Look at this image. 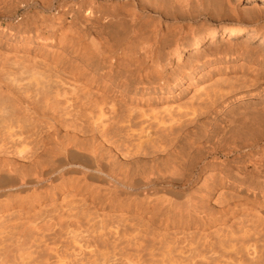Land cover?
<instances>
[{"label":"bare ground","instance_id":"bare-ground-1","mask_svg":"<svg viewBox=\"0 0 264 264\" xmlns=\"http://www.w3.org/2000/svg\"><path fill=\"white\" fill-rule=\"evenodd\" d=\"M227 4L0 0V264H264V15L195 28Z\"/></svg>","mask_w":264,"mask_h":264},{"label":"rangeland","instance_id":"rangeland-1","mask_svg":"<svg viewBox=\"0 0 264 264\" xmlns=\"http://www.w3.org/2000/svg\"><path fill=\"white\" fill-rule=\"evenodd\" d=\"M227 5L230 7V9L226 8L227 10H224V11H223V9H221V10H219L220 12L215 11L212 14V16L211 15L201 16L197 20V22L195 24V28L199 27V26H200L199 28L209 27V29L210 28L212 29L213 27H216V26H219L221 28L222 27L225 28V27H230L231 25H238L239 27H247V26H244L245 24H232V22L234 23L235 21L240 20L239 18L237 19L236 17L234 18V16H232V15H234L233 12H232V14H229V12H231L232 10L234 12H238V13L240 12V15H243V16L246 13L245 17H247V15L250 14L253 10L254 11L252 12V15H254V16H258V17L260 16L261 17V15H264V1H262V0H229V4H227ZM256 10H258V11L260 10V12H257ZM225 11L227 13H224ZM249 11H250V13H249ZM217 12L219 13V15ZM215 13H216V15H215ZM243 19H245V18H243ZM246 19L248 20V18H246ZM249 23H250V21H249ZM257 26L261 31H262V29L264 31V19H261L259 21V24L257 23ZM206 31H207V29H206ZM222 36L223 35H220L219 38L222 39ZM244 37H245V35H242V36H239L237 38H234L233 40L235 41V43L236 42L240 43ZM219 38L216 41L219 42ZM259 41H260V38H254L253 40L249 41L248 42L249 47L256 49V46L258 45V46L263 47L262 50L264 52V43L259 44ZM205 43L203 44L202 47H204L207 44H211L209 41H207Z\"/></svg>","mask_w":264,"mask_h":264}]
</instances>
